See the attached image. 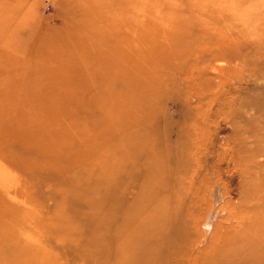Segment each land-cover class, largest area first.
Listing matches in <instances>:
<instances>
[{
	"label": "rangeland",
	"instance_id": "obj_1",
	"mask_svg": "<svg viewBox=\"0 0 264 264\" xmlns=\"http://www.w3.org/2000/svg\"><path fill=\"white\" fill-rule=\"evenodd\" d=\"M0 264H264V0H0Z\"/></svg>",
	"mask_w": 264,
	"mask_h": 264
}]
</instances>
